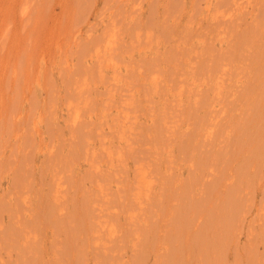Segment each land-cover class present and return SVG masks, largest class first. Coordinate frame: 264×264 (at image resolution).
<instances>
[{
  "label": "rangeland",
  "instance_id": "obj_1",
  "mask_svg": "<svg viewBox=\"0 0 264 264\" xmlns=\"http://www.w3.org/2000/svg\"><path fill=\"white\" fill-rule=\"evenodd\" d=\"M0 264H264V0H0Z\"/></svg>",
  "mask_w": 264,
  "mask_h": 264
}]
</instances>
